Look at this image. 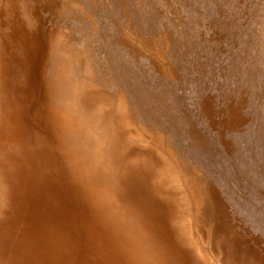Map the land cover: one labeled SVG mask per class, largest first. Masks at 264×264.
I'll return each instance as SVG.
<instances>
[{
    "label": "rangeland",
    "instance_id": "1",
    "mask_svg": "<svg viewBox=\"0 0 264 264\" xmlns=\"http://www.w3.org/2000/svg\"><path fill=\"white\" fill-rule=\"evenodd\" d=\"M0 264H264V0H0Z\"/></svg>",
    "mask_w": 264,
    "mask_h": 264
},
{
    "label": "bare ground",
    "instance_id": "2",
    "mask_svg": "<svg viewBox=\"0 0 264 264\" xmlns=\"http://www.w3.org/2000/svg\"><path fill=\"white\" fill-rule=\"evenodd\" d=\"M222 164V163H221ZM250 180V179H249Z\"/></svg>",
    "mask_w": 264,
    "mask_h": 264
}]
</instances>
